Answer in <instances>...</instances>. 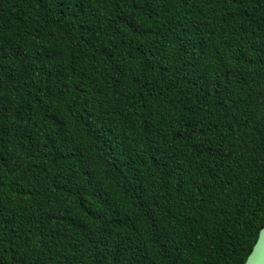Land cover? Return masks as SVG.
Here are the masks:
<instances>
[{
	"label": "trees",
	"instance_id": "trees-1",
	"mask_svg": "<svg viewBox=\"0 0 264 264\" xmlns=\"http://www.w3.org/2000/svg\"><path fill=\"white\" fill-rule=\"evenodd\" d=\"M264 226V0H0V264H244Z\"/></svg>",
	"mask_w": 264,
	"mask_h": 264
},
{
	"label": "water",
	"instance_id": "water-1",
	"mask_svg": "<svg viewBox=\"0 0 264 264\" xmlns=\"http://www.w3.org/2000/svg\"><path fill=\"white\" fill-rule=\"evenodd\" d=\"M244 264H264V226Z\"/></svg>",
	"mask_w": 264,
	"mask_h": 264
}]
</instances>
